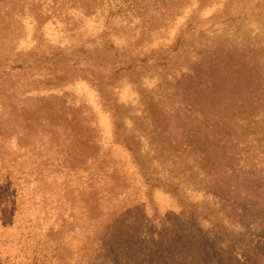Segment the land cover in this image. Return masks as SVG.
<instances>
[{
  "label": "rangeland",
  "instance_id": "obj_1",
  "mask_svg": "<svg viewBox=\"0 0 264 264\" xmlns=\"http://www.w3.org/2000/svg\"><path fill=\"white\" fill-rule=\"evenodd\" d=\"M51 1L0 8L68 112L0 130V264H264V0Z\"/></svg>",
  "mask_w": 264,
  "mask_h": 264
},
{
  "label": "trees",
  "instance_id": "obj_2",
  "mask_svg": "<svg viewBox=\"0 0 264 264\" xmlns=\"http://www.w3.org/2000/svg\"><path fill=\"white\" fill-rule=\"evenodd\" d=\"M6 0H0V8ZM60 0H52V7H56L60 4ZM38 4H33L30 6V11L35 15V18L40 22L44 17V10ZM84 6H88L89 3L83 2ZM4 21V19L0 15V22ZM2 30H7V26H1ZM0 29L1 36L5 39L4 32ZM6 42H3L0 39V110L2 111L0 114V130L2 126L4 129H8L10 125H18L23 129V133L27 136H33L36 128L41 126L42 124L47 125H58L57 122L62 116L68 114V112L59 113L54 106L49 107L46 105H42L40 103L32 104L31 107H20L21 102L17 99V95L20 93V87L15 86V84H10L7 80L8 73L6 72V68L9 66L11 68H31L35 63H31L27 66H23L21 63L16 65H9L7 63V56L9 55V51L5 47ZM72 115V114H71ZM2 118V119H1ZM74 119V118H73ZM67 120V119H64ZM0 135H2L0 133Z\"/></svg>",
  "mask_w": 264,
  "mask_h": 264
}]
</instances>
